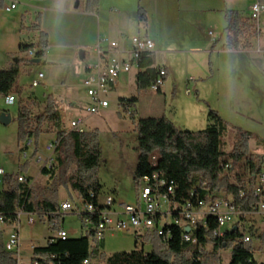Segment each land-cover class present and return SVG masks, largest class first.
<instances>
[{
	"label": "trees",
	"instance_id": "obj_1",
	"mask_svg": "<svg viewBox=\"0 0 264 264\" xmlns=\"http://www.w3.org/2000/svg\"><path fill=\"white\" fill-rule=\"evenodd\" d=\"M146 18L145 10L140 8L139 19L146 21ZM225 19L227 26L224 49L230 51L251 49L255 30L250 18H244L238 11L227 10ZM30 28L39 33V38L35 43L22 42L23 55L6 69H0V93L4 96L15 95L16 100L18 99L17 119L23 143L52 132L53 139H57L58 144L54 152V164L51 167H43L41 172L48 177L41 196L36 195V188L30 183L31 178L27 177L29 182L26 183L19 180L20 173L8 174L5 177L6 187L0 188V264H20L16 252L5 248V232L8 227L18 225L21 210L39 214L44 219L47 216L53 228L60 227V219L64 213H60V204L56 196L62 185L78 191L83 203L91 202L97 209H105V199H113L112 196L101 197L103 186L97 176V170L102 162V148L98 129L84 132L71 129L64 120L60 103L53 95L47 96L41 110L37 97L33 94L25 95L26 89L19 83L21 66L40 63L48 49V34L42 30L40 22ZM30 49L36 50L34 59L26 55ZM138 65L135 83L138 92H141L156 82L162 66L157 65L154 51L141 54ZM167 76L168 72L165 80ZM136 101L137 96L121 98L120 104L132 106ZM131 116L138 132V163L135 170L137 182L145 175L158 174L168 184L173 183L175 192L170 198L178 204V208L188 201L197 203L199 199L208 200L214 190L225 194L226 199L231 200L237 209L243 211H250L260 201V198L252 193L246 196L239 194L240 189L253 186L258 175L262 173L263 156L259 158L250 152L248 142L252 137L251 132L240 129L233 150L227 153L222 147L225 144L223 137L229 126L217 110L209 111L208 124L201 130L180 129L165 115L136 118L132 113ZM231 162L239 164L240 167L233 175V179L226 168ZM26 166L29 167L28 164ZM195 187L198 188V192L192 194ZM157 189L159 194L167 191L165 187L154 185L153 190ZM172 212L175 216L178 215L176 210ZM80 216L84 226H87L89 219L97 222V214L82 212ZM252 217L247 216L244 220L250 223ZM161 219V215L158 214L156 216L158 225ZM216 226L213 217L208 219L207 226L200 223L194 231L198 238V243L195 244L184 239L186 229L178 225V222H163V235H159L157 229L149 230L147 234V241L154 245L153 250L139 248L137 241L139 235L136 234L134 249L106 256L103 250L104 241L99 242L95 238V231L91 225L87 233L80 237L68 236L66 239L58 238L53 242H50V237L45 245L34 248L33 255L41 257L45 264H83L86 259L90 260L91 264H94V259L105 260V264H216L219 251L231 248L229 264H264L255 258L256 249L253 241L245 242L244 231L240 228L232 229L223 237H216L214 235ZM249 232L252 237L258 236L264 243V228L258 224V220L250 225ZM210 243L213 245L211 254L207 260H203Z\"/></svg>",
	"mask_w": 264,
	"mask_h": 264
},
{
	"label": "rangeland",
	"instance_id": "obj_2",
	"mask_svg": "<svg viewBox=\"0 0 264 264\" xmlns=\"http://www.w3.org/2000/svg\"><path fill=\"white\" fill-rule=\"evenodd\" d=\"M254 28V24L251 22ZM209 31L214 32L215 28L209 27L204 31V42L210 41ZM211 32V33H212ZM210 33V34H211ZM255 47L259 50V44L254 31ZM216 35V34H215ZM203 41V40H202ZM204 45V44H198ZM264 47V38L262 39ZM224 48L221 41L210 44V48ZM174 64L173 81L178 88L176 92L171 89L167 93V113L175 118L176 125L192 127L190 129L200 130L206 128V117L210 109L217 110L219 114L228 122V131L223 137V150L230 153L236 141L238 131L244 130L252 133L249 140L250 152L263 156L261 170L264 173V52L244 53L242 51L213 53L211 58V69L207 78H197L187 74V59L184 55L171 57ZM45 63L33 66L32 70L21 69L18 80L25 87L26 94L34 93L44 108V99L52 94L57 86H62L63 79L70 82L71 94L67 101L76 103L71 112L65 107L62 108L64 120L69 124L73 117L79 115L87 116L85 111L88 103V95L79 75L76 63L63 64L59 69L48 67ZM49 70L48 81L34 87L33 82L38 79L40 72L43 74ZM136 70L130 74H122L119 82V89L108 96L110 100L109 114L98 113L84 122L86 130L98 129L99 141L102 148V162L97 170V176L102 184L101 197L112 196L115 198L113 209L117 213L123 210V204H129L146 208V204L140 200L142 185H138L135 180V147L138 146L137 129L131 116L134 113L136 118L148 115L146 109L151 103L153 94L148 88L138 92L135 77ZM197 85V88H196ZM188 89L192 93L187 92ZM196 89L198 92H196ZM175 93V94H174ZM157 94V93H156ZM119 96L131 98L137 96L138 101L126 111L125 107L119 103ZM193 100V101H190ZM0 107L8 110L11 117L7 124L0 123V168L4 169L3 178L12 173L29 176L31 185L36 188V195L41 196L43 188L47 185L48 177L40 173L38 158L48 159L51 152L47 150V145L52 141L54 133L42 134L38 139L31 138L23 143L19 134L18 99L15 104L7 105L5 98L0 93ZM71 109V108H70ZM47 127V126H46ZM47 128H50L49 126ZM27 146V147H26ZM26 147V148H25ZM25 148V149H24ZM26 152V156L24 155ZM29 165V167L26 166ZM239 164L230 163V178L239 171ZM42 181V182H41ZM1 188H4L2 183ZM213 195L217 198H225V194L214 190ZM59 204L71 201L79 208L64 214L60 219V227L53 228L47 216L42 218L39 214H34L35 223L31 224L29 216L23 213L20 222L16 226L6 229L5 239L7 240L12 230L17 227L20 233L19 259L21 264H33V251L31 246H43L50 237L57 235L58 231L64 229L70 237H80L87 233L90 224L84 226L80 214L83 212V204L79 192L70 186L62 185L56 196ZM166 205H162V211L166 212ZM60 213H63L60 211ZM164 223H172L173 218L162 214ZM117 218V215L114 216ZM257 218V219H255ZM255 220L264 228V221L256 216L250 218L249 227ZM241 231L243 227L241 226ZM148 229L141 228L136 233V229L122 230L112 228L106 232L105 246L103 250L106 256H110L119 251H130L135 248L136 234L138 236V247H144L151 251L154 248L152 242H148ZM250 233V232H249ZM93 240V237H91ZM253 245L256 249L255 258L258 262L264 263V243L258 236L252 237ZM208 253L204 254L203 260H207L213 249L212 243L208 244ZM231 260V248H223L219 251L216 264H229ZM94 264H105V260L94 259ZM177 264V263H176ZM179 264V263H178Z\"/></svg>",
	"mask_w": 264,
	"mask_h": 264
},
{
	"label": "crops",
	"instance_id": "obj_3",
	"mask_svg": "<svg viewBox=\"0 0 264 264\" xmlns=\"http://www.w3.org/2000/svg\"><path fill=\"white\" fill-rule=\"evenodd\" d=\"M255 1L97 0V2L90 3L88 0H20L15 9H7L11 0H0V69H6L23 55L21 53L22 42H37L39 33L30 28L37 22H40L42 30L48 34L46 55L40 63L22 65L21 69L29 71L33 66L45 63L57 71L56 68L59 69L63 64L70 65L73 62L76 63L82 79L85 77V64L96 59L94 49L100 39L107 38L118 42L117 54L121 58L127 59L130 56L131 38L135 35H147L156 43L154 52L157 65L165 68L168 76L161 90L157 94H153L151 103L146 109L148 115L143 117L165 115L176 123L175 118L167 113V93L171 89L175 92L178 89L172 78L174 64L171 57L184 55L187 59V74L197 78H207L212 70L210 61L213 53L236 52L220 47L210 48V44L216 43L218 40L223 44L225 42L227 26L225 12L235 10L240 12L244 18H249L251 7ZM140 8H143L147 14L146 21L139 19ZM209 27L215 28V31H209L210 41L204 42V31ZM254 42L253 39L251 49L242 50V52H264L262 43L258 50ZM201 43L204 45H198ZM102 47L107 52L113 53L108 41L102 42ZM48 73L49 70L44 73L41 84L44 80L48 81ZM62 83V86H57L50 95L57 99L61 109L65 107L67 111L71 112L76 103H72V101L63 103L65 99L68 100L71 94L70 82L68 79L67 81L63 79ZM119 87L118 84L110 94L117 92ZM196 92H198L197 89ZM32 94L34 95V93ZM34 96L36 97V95ZM3 97L6 103V97L4 95ZM121 98L126 97L119 96V103ZM89 102L90 98L88 97ZM110 107L111 104L100 113L109 114ZM4 111L8 112L7 109L0 107V115ZM92 116L94 115L88 114L78 117H82L85 122ZM75 118L77 117H73L72 120ZM206 124H208V114ZM179 128L193 130L190 129L192 127L185 125L179 126ZM135 150L137 152V145ZM136 154L135 163L137 164L138 152ZM37 162L40 164L41 173L47 164V159L38 158ZM5 177L2 182V176L0 177V188L2 183L4 188L6 187ZM18 260L20 263L19 258Z\"/></svg>",
	"mask_w": 264,
	"mask_h": 264
},
{
	"label": "built area",
	"instance_id": "obj_4",
	"mask_svg": "<svg viewBox=\"0 0 264 264\" xmlns=\"http://www.w3.org/2000/svg\"><path fill=\"white\" fill-rule=\"evenodd\" d=\"M20 0H11V4L7 6V9H15L19 4ZM264 0H256L250 11L249 18L254 24L256 31V39L258 44L261 45L262 39L264 38ZM108 41L112 54L107 52L102 47V42ZM118 42L111 41L107 38L100 39L98 44L95 46V55L96 59L88 61L85 64V77L83 79V86L86 89L87 95L90 98L85 111L90 115H96L102 112L103 109H106L110 105V100L108 98L109 94L114 88L119 84L120 77L122 74H130L134 69L138 72L139 65L138 61L144 52H152L155 50L156 43L155 41L147 35H135L131 38V49L129 58H121L118 52ZM35 49H30L26 52V55L29 58H35ZM167 75V70L161 68L160 75L155 83H153L149 89L152 94L159 92L165 82V77ZM44 78L42 72L39 73L38 79L33 82L34 87L38 86ZM189 94L192 93L191 89H188ZM6 103L8 105L15 104L16 97L15 95H7ZM125 110L129 111L131 106H124ZM84 126V119L82 117H77L70 122V128L75 129L79 132H84L86 129ZM58 144L57 139H53L47 145V150L51 152L49 158L47 159L46 166L51 167L54 164L55 156L54 152ZM27 155L26 152L24 154ZM226 168L229 169L230 165H226ZM5 175L4 169L0 168V177ZM19 180L21 182H29V179L25 175H20ZM31 183V181H30ZM138 185H142L140 192V200L146 204V208L142 210L140 207H136L129 204H123V210L121 213H117L113 209L115 203V198L105 199V209H97V207L91 203H83V212L89 213L91 215L97 214V222L94 223L91 219L88 220V224L92 225L94 228L95 238L102 242L105 240L106 232L112 228H118L122 230H130L135 228L136 231L141 228L148 230H158L159 235L164 234L163 230V221L160 220V225L156 222V216L158 214L163 218V213H166L167 217H173V222H178V225L185 227L186 232L184 234V239L191 241L192 243H198V238L195 235L194 231L198 228V225L201 223L207 226V221L210 217H213L216 221V229L214 230V235L216 237H223L229 230L234 229L235 227L241 228L245 232L244 240L245 242L252 240V235L249 233V223L244 220L247 216H256L259 219L264 221V173L258 175L256 182L253 186L240 189V196H246L247 194H254L260 198V201L253 206L250 211H243L237 209L233 202L226 198H217L213 194L212 196L206 199H199L197 203L188 201L183 204L181 208H178V204L174 203L170 195L174 194L175 188L174 184H168L165 179L159 177L158 174L152 176L145 175L138 180ZM158 185L160 188L165 187L167 191L164 193H158L153 190V186ZM198 192V188L193 189L192 194ZM93 196V195H92ZM162 205H166V212L162 211ZM79 208L76 207V204L71 201H64L60 204V211L64 214L77 211ZM172 210H176L178 215ZM26 213L23 210L19 212L20 216ZM29 216V221L31 224L35 223L34 213H26ZM117 215L115 219L114 216ZM174 215V216H173ZM68 232L64 229L58 231L57 235L51 237L49 240L53 242L58 238L66 239L68 237ZM20 233L19 229L15 227L10 233L8 239L5 242V248L8 251L16 252L19 256L20 250ZM36 246L32 245L31 249L34 250ZM33 264H45L39 256L33 257ZM83 264H91L90 260H84Z\"/></svg>",
	"mask_w": 264,
	"mask_h": 264
},
{
	"label": "water",
	"instance_id": "obj_5",
	"mask_svg": "<svg viewBox=\"0 0 264 264\" xmlns=\"http://www.w3.org/2000/svg\"><path fill=\"white\" fill-rule=\"evenodd\" d=\"M10 118H11V117L8 115V113H6V112L4 111V112H2V114L0 115V122L6 124L7 122H9ZM234 229H237V227H235Z\"/></svg>",
	"mask_w": 264,
	"mask_h": 264
}]
</instances>
